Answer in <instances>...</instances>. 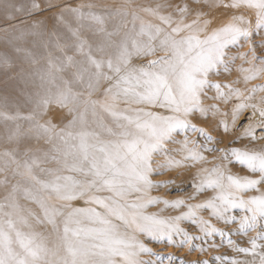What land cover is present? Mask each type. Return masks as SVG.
<instances>
[{
	"label": "snow or ice",
	"instance_id": "6c2138e0",
	"mask_svg": "<svg viewBox=\"0 0 264 264\" xmlns=\"http://www.w3.org/2000/svg\"><path fill=\"white\" fill-rule=\"evenodd\" d=\"M0 264H264V0H0Z\"/></svg>",
	"mask_w": 264,
	"mask_h": 264
},
{
	"label": "rangeland",
	"instance_id": "374dc122",
	"mask_svg": "<svg viewBox=\"0 0 264 264\" xmlns=\"http://www.w3.org/2000/svg\"><path fill=\"white\" fill-rule=\"evenodd\" d=\"M79 2L83 3H88V2H95L101 5H118L121 3V0H79ZM72 118V115L69 113L68 109L66 108H61L59 105L53 104L47 112V115L45 116L46 120H50L53 124L58 125V126H63L67 124L68 120ZM211 158V157H210ZM233 171L240 173V174H245L244 170L241 169L239 166H234ZM167 177H160V179H166ZM183 179V178H181ZM181 181L177 180V183L179 184ZM191 185L189 183H183L181 185V188L179 190L173 189L171 193H167L165 191H161L160 193H154L163 196L164 198H169V199H174L176 198L177 195L180 194H187L191 192ZM80 203V204H79ZM76 206H84L83 201H77L75 202ZM151 247L154 248L156 251H161V250H166L168 252L172 251H177L179 255H184V252H179L176 249L172 248H167L165 249L164 245H157V244H150ZM215 253H209L207 256L202 257V258H210L211 255ZM200 254L196 253L195 256H189V259L199 257Z\"/></svg>",
	"mask_w": 264,
	"mask_h": 264
},
{
	"label": "bare ground",
	"instance_id": "6f19581e",
	"mask_svg": "<svg viewBox=\"0 0 264 264\" xmlns=\"http://www.w3.org/2000/svg\"><path fill=\"white\" fill-rule=\"evenodd\" d=\"M246 50V49H245ZM195 122V121H194ZM226 143H227V141H226ZM80 204V203H79Z\"/></svg>",
	"mask_w": 264,
	"mask_h": 264
}]
</instances>
